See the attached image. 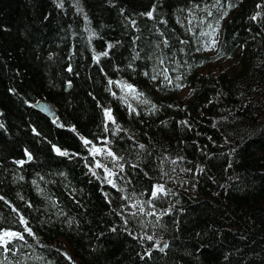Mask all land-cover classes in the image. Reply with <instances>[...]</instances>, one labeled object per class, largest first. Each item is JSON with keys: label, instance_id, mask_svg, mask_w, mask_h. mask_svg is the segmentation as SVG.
Listing matches in <instances>:
<instances>
[{"label": "trees", "instance_id": "16d2710c", "mask_svg": "<svg viewBox=\"0 0 264 264\" xmlns=\"http://www.w3.org/2000/svg\"><path fill=\"white\" fill-rule=\"evenodd\" d=\"M8 231L0 264H264V0H0Z\"/></svg>", "mask_w": 264, "mask_h": 264}, {"label": "rangeland", "instance_id": "374dc122", "mask_svg": "<svg viewBox=\"0 0 264 264\" xmlns=\"http://www.w3.org/2000/svg\"><path fill=\"white\" fill-rule=\"evenodd\" d=\"M215 39L218 40L219 37L217 36ZM215 48H216V44H213L209 53H214ZM235 66L236 64L234 63V61L232 59H228L222 62H214L210 66L202 68L201 71L206 74H218L221 71H227L229 73H232L234 72ZM126 88H129V87L126 86ZM126 91L127 92L125 93V95L127 96L129 100L136 97L135 94L131 90L128 89ZM190 92H191L190 88L185 87L179 91L178 97L183 100H186L189 97ZM91 150H92V153L96 156L108 155L110 153L109 149L102 145H97L93 147ZM107 179L109 180L111 179V176L108 172H107ZM12 234L13 233H11L10 231L0 233V243H4L8 239H11L10 237L11 236L13 237L14 235Z\"/></svg>", "mask_w": 264, "mask_h": 264}, {"label": "water", "instance_id": "95a60500", "mask_svg": "<svg viewBox=\"0 0 264 264\" xmlns=\"http://www.w3.org/2000/svg\"><path fill=\"white\" fill-rule=\"evenodd\" d=\"M34 106L38 110L42 111L44 114L50 116L51 119H55L57 117V114H56L55 110L46 101L37 100L34 103Z\"/></svg>", "mask_w": 264, "mask_h": 264}, {"label": "bare ground", "instance_id": "6f19581e", "mask_svg": "<svg viewBox=\"0 0 264 264\" xmlns=\"http://www.w3.org/2000/svg\"><path fill=\"white\" fill-rule=\"evenodd\" d=\"M67 87H69V85L67 86ZM39 100H43V99H39ZM44 101V100H43ZM53 108V107H52ZM54 109V108H53ZM55 110V109H54ZM40 111V110H39ZM40 112H42V111H40ZM56 112V111H55ZM43 113V112H42ZM44 114V113H43ZM57 114V113H56ZM46 115V114H45ZM48 116V115H47ZM49 118H50V116H48ZM51 119V118H50ZM56 119V118H55ZM55 119H52V120H55Z\"/></svg>", "mask_w": 264, "mask_h": 264}]
</instances>
